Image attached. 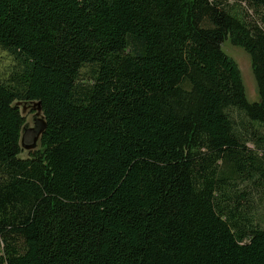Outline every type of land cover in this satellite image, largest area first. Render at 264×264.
Masks as SVG:
<instances>
[{"label": "trees", "instance_id": "obj_1", "mask_svg": "<svg viewBox=\"0 0 264 264\" xmlns=\"http://www.w3.org/2000/svg\"><path fill=\"white\" fill-rule=\"evenodd\" d=\"M0 48V264H264V0H0Z\"/></svg>", "mask_w": 264, "mask_h": 264}, {"label": "rangeland", "instance_id": "obj_2", "mask_svg": "<svg viewBox=\"0 0 264 264\" xmlns=\"http://www.w3.org/2000/svg\"><path fill=\"white\" fill-rule=\"evenodd\" d=\"M230 3H236V0H229ZM243 8H248L249 14L254 19H258L260 15L258 11L255 9L249 8L248 5L243 2ZM241 10H243L241 8ZM223 48L225 51L232 56L239 64V67L242 71V76L246 88V96L249 101H258L259 94L257 90V83L254 76V72L252 69V64L250 60V56L245 50L241 47H235L229 39L225 41ZM18 66V61L15 59V56L11 54L8 50L0 48V78L6 79L12 73V71ZM88 73H86V69L82 70V77L88 78ZM21 111L26 119V124L24 128V143L30 144L32 143L35 136L38 135L41 130L43 123L41 118H43V114L40 110L39 103L37 102H24L19 105ZM40 146V141L38 142ZM28 154V151H24L21 153L22 157H25ZM264 217V213H263Z\"/></svg>", "mask_w": 264, "mask_h": 264}, {"label": "water", "instance_id": "obj_3", "mask_svg": "<svg viewBox=\"0 0 264 264\" xmlns=\"http://www.w3.org/2000/svg\"><path fill=\"white\" fill-rule=\"evenodd\" d=\"M24 102H29V103H31V102H33V103L34 102H37V103H39L40 110H41V112L43 114V118H41V121L43 123V126H42L41 130L39 131L38 135L34 137L32 143L27 144V145L24 143L23 134H24V128H25L26 121H25V123H24V125L22 127L20 143H21V147L23 149L22 152H24V151L27 150L28 151V154L25 157H22V156L21 157L22 158H27V157H29L31 151L37 150V149H39L41 147L42 135H43L44 130H45V127H46V117L44 115V112H43V109H42V105H41V102L39 100H16V101H14L13 106L14 107H18L20 109V112H21L22 115H23V113H22L21 108L19 107V105L21 103H24ZM39 141H40V146L38 145V142Z\"/></svg>", "mask_w": 264, "mask_h": 264}]
</instances>
